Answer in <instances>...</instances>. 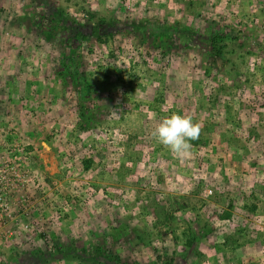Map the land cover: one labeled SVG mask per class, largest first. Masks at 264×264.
<instances>
[{"label": "rangeland", "instance_id": "1", "mask_svg": "<svg viewBox=\"0 0 264 264\" xmlns=\"http://www.w3.org/2000/svg\"><path fill=\"white\" fill-rule=\"evenodd\" d=\"M0 46L37 73L16 86L32 113L0 121L33 152L23 221L36 199L48 207L44 195L104 212L97 236L57 251L134 264L114 244L125 235L155 254L143 264H264V0H0ZM173 112L202 125L183 159L152 136ZM89 184L95 195L80 201ZM131 217L140 233L111 225ZM43 231L1 243L0 264L49 248L18 247Z\"/></svg>", "mask_w": 264, "mask_h": 264}, {"label": "crops", "instance_id": "2", "mask_svg": "<svg viewBox=\"0 0 264 264\" xmlns=\"http://www.w3.org/2000/svg\"><path fill=\"white\" fill-rule=\"evenodd\" d=\"M4 52H6V49H4L2 46H0V100L3 99L2 102H0V121L2 120H7L10 118H17L18 116H21L23 113L26 114V116H29L32 111H29L28 109H25L22 104L25 101V98L22 97V92L19 90H17L16 86L19 85L23 82V84L27 87L32 86L31 80L32 79H37L36 78V74L35 70L28 65H25L21 62H17V63H11V62H6V57L4 56ZM25 87V88H26ZM24 99V100H23ZM137 98L134 97H128V98H122V100H120L121 103L124 104H129V103H134V101H140L135 100ZM47 102H49V100H47ZM52 102V101H50ZM67 102V101H66ZM25 105V104H24ZM128 106V105H127ZM123 107V106H122ZM32 109V108H30ZM48 110V109H47ZM126 113L128 114V112L126 111ZM29 114V115H27ZM49 112L46 113V117L48 116ZM149 116V115H148ZM56 118H59L58 116L55 115ZM1 128V127H0ZM95 159H101V156L95 155L94 156ZM143 159L144 156H143ZM129 164H135L133 161H130ZM97 165V164H96ZM144 165V174L146 172L145 169V164ZM82 172H81V176L82 175H89L90 174V169L87 168H81ZM98 169H100V167H97L94 172H98ZM141 172V170L139 171ZM70 173L74 174L75 171L72 170V168L70 169ZM98 174V173H97ZM95 175V179L98 181L97 176L100 175ZM143 175H139V178H142ZM129 176H133L132 178L135 177L134 173L128 174ZM72 178L74 180H80L83 181V179H79L78 178H74L72 176ZM115 180L117 181V177L115 178ZM113 181H114V177H113ZM72 188H66L65 190H63L64 193H71ZM73 196V194H72ZM54 199V202H53ZM67 199L68 202L71 204V197L70 198H64V197H59V198H51V201L55 204H59L61 203V201ZM40 200H35L34 203L36 205L35 209L32 211L34 212V216H38L40 214H44V216H46L45 218V223H46V230L44 229V231L41 234L38 235H34L32 236L30 239H22L18 238L17 242H18V247L24 246V247H28V244L31 243H36L38 246L40 247H49L47 249H44L40 252H36V253H28V256H30L29 258L25 257V256H21V254H18V256H14V262L15 264H85V258L88 259H94V260H99V258L97 257H92L89 256L87 252L84 251H79V252H73L68 253L67 250L65 251H57V243H61L63 244H68V242H72V240H74V242H79L82 240L81 239V235L83 234V232H86L88 230L93 231V234L95 236H97V232H99V230H103V225H102V219L101 216L104 214V212H102V210L100 211L98 208L94 207L93 203L88 207H80L78 204L73 205L72 207H70V211H68V213H66L65 218L61 219L60 221H58L57 223H53L54 221L53 219V213L51 208L45 205V203L39 202ZM43 204V208L44 210H42L43 213L37 211V209H40V205L42 206ZM41 211V209H40ZM137 210L133 209L131 212L133 213V215H135ZM108 212V210H107ZM110 213L111 215L114 214V216H118V210H114V209H110ZM131 221L129 220V224L125 225V224H114L112 223L111 225H117L118 230L120 229V231L125 232H134V233H140L138 231V228L134 227V225H136V223L132 220L134 218H130ZM132 226H131V225ZM109 225V224H106ZM105 225V226H106ZM142 229H146V228H142ZM47 236L44 237L43 235ZM75 235V236H74ZM136 235V234H135ZM133 237V235H132ZM48 238V239H47ZM117 240L115 241L114 244H116V247H124L125 250H127V255H129V259L128 261H132L134 262V264H143L144 261H148L150 260L149 258H151V256L153 255V258L155 257V254L149 252L150 246L146 245L144 243H142L143 241H140V238H136V241H131L129 240V237L125 236V235H118L117 236ZM115 246V245H114ZM149 248V249H148ZM84 248H82L81 250H83ZM17 250V249H16ZM150 255V256H149ZM156 258V257H155ZM101 259V258H100ZM108 264H115L112 263L109 259L107 260Z\"/></svg>", "mask_w": 264, "mask_h": 264}, {"label": "built area", "instance_id": "3", "mask_svg": "<svg viewBox=\"0 0 264 264\" xmlns=\"http://www.w3.org/2000/svg\"><path fill=\"white\" fill-rule=\"evenodd\" d=\"M33 152L26 148L23 139L16 128H0V244L15 241L23 231H31L33 227L40 232L46 228L44 214L34 219L23 221V215L28 214L24 204L28 202V195L24 193L27 178L24 168L31 164ZM65 165H69V159L65 156ZM95 187L89 184L77 193V197L87 202L95 195ZM47 204L53 213V221L65 218L68 207L67 202L55 205L49 196ZM49 197V198H48ZM41 213V211H39Z\"/></svg>", "mask_w": 264, "mask_h": 264}, {"label": "clouds", "instance_id": "4", "mask_svg": "<svg viewBox=\"0 0 264 264\" xmlns=\"http://www.w3.org/2000/svg\"><path fill=\"white\" fill-rule=\"evenodd\" d=\"M202 125L190 115L173 112L162 119L152 132L153 138L173 156L183 159L191 154L193 144L201 134Z\"/></svg>", "mask_w": 264, "mask_h": 264}, {"label": "trees", "instance_id": "5", "mask_svg": "<svg viewBox=\"0 0 264 264\" xmlns=\"http://www.w3.org/2000/svg\"><path fill=\"white\" fill-rule=\"evenodd\" d=\"M216 31H221V29H216ZM220 35H223L222 33H220L219 34V36ZM223 37H221L220 39H222ZM222 48H223V46H220V47H217V50H216V52L219 54V53H221L222 52ZM158 261H160L161 262V260H160V257H159V260Z\"/></svg>", "mask_w": 264, "mask_h": 264}]
</instances>
